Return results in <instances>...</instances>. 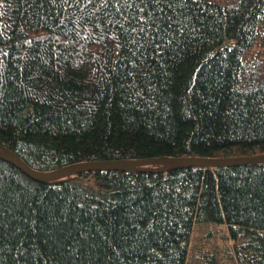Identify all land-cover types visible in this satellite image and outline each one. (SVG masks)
I'll use <instances>...</instances> for the list:
<instances>
[{"label":"trees","instance_id":"trees-1","mask_svg":"<svg viewBox=\"0 0 264 264\" xmlns=\"http://www.w3.org/2000/svg\"><path fill=\"white\" fill-rule=\"evenodd\" d=\"M0 146L43 171L264 154V0H0ZM143 168L0 158V264H264L263 161Z\"/></svg>","mask_w":264,"mask_h":264},{"label":"water","instance_id":"water-1","mask_svg":"<svg viewBox=\"0 0 264 264\" xmlns=\"http://www.w3.org/2000/svg\"><path fill=\"white\" fill-rule=\"evenodd\" d=\"M0 158L8 162L13 163L26 175L40 180L49 181L66 174L74 172H80L84 170L105 169V168H124V169H140L142 165L149 163H166L169 166L182 167V166H221L231 164H241L248 162H264V154H253L240 157H180V156H157L149 158H137V159H117V160H101L81 162L75 164H69L62 167H57L53 170L43 171L38 170L28 165L22 158L15 155L10 150L0 146Z\"/></svg>","mask_w":264,"mask_h":264},{"label":"rangeland","instance_id":"rangeland-1","mask_svg":"<svg viewBox=\"0 0 264 264\" xmlns=\"http://www.w3.org/2000/svg\"><path fill=\"white\" fill-rule=\"evenodd\" d=\"M203 236H204V228L201 225H196L194 227V231L191 237L193 241V243H191V251L196 256L199 255L201 250L205 251L209 249L206 244L201 243L202 241H204L202 240ZM206 243L212 244L218 248H221V246L223 245V241L218 237V234L207 240Z\"/></svg>","mask_w":264,"mask_h":264},{"label":"clouds","instance_id":"clouds-1","mask_svg":"<svg viewBox=\"0 0 264 264\" xmlns=\"http://www.w3.org/2000/svg\"><path fill=\"white\" fill-rule=\"evenodd\" d=\"M203 157V156H202Z\"/></svg>","mask_w":264,"mask_h":264}]
</instances>
